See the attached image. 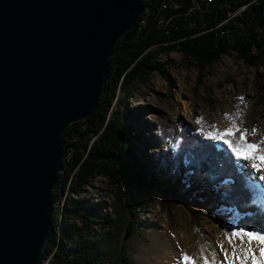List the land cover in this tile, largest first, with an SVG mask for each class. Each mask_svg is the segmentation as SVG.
<instances>
[{
    "label": "trees",
    "instance_id": "16d2710c",
    "mask_svg": "<svg viewBox=\"0 0 264 264\" xmlns=\"http://www.w3.org/2000/svg\"><path fill=\"white\" fill-rule=\"evenodd\" d=\"M244 1L230 0V8ZM190 5L191 0H143L137 22L114 47L94 108L63 132L65 154L52 190V227L42 264H129L121 237L131 235L137 222L142 200L135 190L157 187L162 180L159 171L141 166L129 146L131 128L110 112L120 83L142 80L152 70L163 72L151 60L150 47L177 48L183 57L200 65L234 51L245 63L261 65L254 97L264 103V15L252 23L238 18L244 21L243 27L231 21L227 42L201 26L222 12L187 11ZM248 11L251 16L256 14L253 9ZM177 137L176 151L164 164L179 173L180 184L172 193L195 220L200 213L209 216L228 206L243 213L237 220L239 226L264 232V188L243 173L231 149L219 148L216 141L188 127ZM97 176L106 178L113 189L109 213H104L100 201L87 197ZM207 199L211 200L208 205Z\"/></svg>",
    "mask_w": 264,
    "mask_h": 264
},
{
    "label": "water",
    "instance_id": "95a60500",
    "mask_svg": "<svg viewBox=\"0 0 264 264\" xmlns=\"http://www.w3.org/2000/svg\"><path fill=\"white\" fill-rule=\"evenodd\" d=\"M143 0H0V264H42L61 136L96 104Z\"/></svg>",
    "mask_w": 264,
    "mask_h": 264
},
{
    "label": "rangeland",
    "instance_id": "374dc122",
    "mask_svg": "<svg viewBox=\"0 0 264 264\" xmlns=\"http://www.w3.org/2000/svg\"><path fill=\"white\" fill-rule=\"evenodd\" d=\"M147 52L163 72L152 70L142 80L120 83L110 112L131 128L129 146L141 166L159 171L162 180L157 187L135 190L142 200L137 222L131 235L121 237L129 264H181V254H187L195 264H203L204 259L208 264H228L225 251L232 264H240L232 255L233 247L242 256L248 246L247 237L243 243L236 237L229 244L226 234L264 232L239 226L237 220L243 213L228 206L213 210L209 216L200 213L195 220L172 193L180 184L179 173L164 163L168 155L175 153L178 141L174 140L184 127L228 149L223 140L208 136L209 132H223L231 126L226 114L239 113L235 124L247 130L249 143L264 139V103L254 97L262 67L245 63L234 51L202 65L183 57L177 48L155 45ZM253 128L257 130L255 135L251 134ZM235 159L243 173L264 188V180L260 179L264 169H253L251 160ZM112 191L106 178L97 176L88 187L87 197L92 202L100 201L101 209L109 213ZM210 202L206 200L207 205ZM251 247L259 257L261 245L252 241ZM247 264H252L251 256Z\"/></svg>",
    "mask_w": 264,
    "mask_h": 264
},
{
    "label": "snow or ice",
    "instance_id": "6c2138e0",
    "mask_svg": "<svg viewBox=\"0 0 264 264\" xmlns=\"http://www.w3.org/2000/svg\"><path fill=\"white\" fill-rule=\"evenodd\" d=\"M243 103V97L239 98ZM239 113L235 115L226 114L225 118L231 122V126L225 129L223 132H209L208 136L210 138L223 140L224 144H227L231 149V152L238 158L244 160L252 161V168L260 171L264 169V139H262L258 143H249L246 139L248 132L247 130H241L235 124L236 117ZM200 123V121H197ZM215 129V126H212ZM257 130L255 128L252 129L251 134L255 135ZM239 133L237 137L236 134ZM235 137V139H233ZM261 180H264V175L260 177ZM240 237L241 242L243 243L244 237H247L248 246L243 250V255L241 256L236 252L235 246L233 247L232 255L235 259L240 261V264H247V260L249 256H251L252 264H264V235H259L253 232H232L231 236L228 237L226 234V238L228 239L229 244L233 243V238ZM252 241L258 242L261 247L259 249V257H257L254 253L253 248L251 247ZM223 248V245H221ZM225 260L228 264H232V260L229 259L227 252L225 251ZM181 264H195V261L189 257L187 254H181ZM203 264H208V260L204 259Z\"/></svg>",
    "mask_w": 264,
    "mask_h": 264
},
{
    "label": "built area",
    "instance_id": "2783aa9c",
    "mask_svg": "<svg viewBox=\"0 0 264 264\" xmlns=\"http://www.w3.org/2000/svg\"><path fill=\"white\" fill-rule=\"evenodd\" d=\"M176 5L175 3L173 7H177ZM162 6L165 4L162 3ZM194 9L201 12L208 10L222 12L221 16L214 15L210 24L202 22L201 26L213 31L216 36H223L228 42L230 41V22L237 21L238 27H243L244 21L254 22L259 15H264V0H246L234 8H230V0H191L187 11ZM249 9H253L256 14L251 16L253 13L248 11ZM240 17H243L244 21L237 20Z\"/></svg>",
    "mask_w": 264,
    "mask_h": 264
},
{
    "label": "bare ground",
    "instance_id": "6f19581e",
    "mask_svg": "<svg viewBox=\"0 0 264 264\" xmlns=\"http://www.w3.org/2000/svg\"><path fill=\"white\" fill-rule=\"evenodd\" d=\"M142 103V102H141ZM145 116H148V115H145ZM149 136H151V134L148 133Z\"/></svg>",
    "mask_w": 264,
    "mask_h": 264
}]
</instances>
